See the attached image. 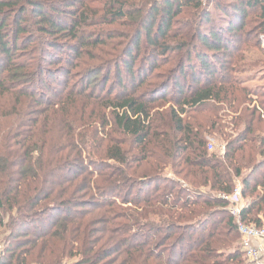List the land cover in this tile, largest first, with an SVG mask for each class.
Instances as JSON below:
<instances>
[{
	"label": "trees",
	"instance_id": "trees-1",
	"mask_svg": "<svg viewBox=\"0 0 264 264\" xmlns=\"http://www.w3.org/2000/svg\"><path fill=\"white\" fill-rule=\"evenodd\" d=\"M206 1L0 0V264H245L264 88L233 66L264 0Z\"/></svg>",
	"mask_w": 264,
	"mask_h": 264
},
{
	"label": "rangeland",
	"instance_id": "rangeland-1",
	"mask_svg": "<svg viewBox=\"0 0 264 264\" xmlns=\"http://www.w3.org/2000/svg\"><path fill=\"white\" fill-rule=\"evenodd\" d=\"M223 4H227L228 1L227 0H220ZM211 3V4H209ZM209 5V6H208ZM204 6H208V11L210 12L211 15H213L215 18V21L221 22V17L222 15L220 14L219 10L215 7V0H209V2L207 3V1L204 3ZM260 17V11L258 8H255L253 11L250 12V14L248 15L247 19H246V23H245V28L244 30H242V32L239 34H237V36L240 38V36H242V41L238 42V51L242 52L243 51V56H245L246 58V62H240L237 63L238 61L234 62V69L236 70L233 74L235 77H237L238 79H240V82L242 83V86L245 87H261L264 88V57H262V63L260 64H256L255 65V60H256V53L261 55L262 52H264V28L263 31L261 32L259 30V26H260V22L258 21V18ZM222 24H225V22H222ZM243 34V35H242ZM194 44H198V42L196 41H192ZM199 47V46H198ZM202 47V46H200ZM194 57V56H192ZM240 60V59H238ZM167 67L164 68H160L156 74L160 73L161 76L165 75V70ZM163 78V77H162ZM111 83V79L109 80ZM109 83V84H110ZM186 83H193L192 80L190 79V77H188L186 79ZM253 104H256L255 102V97H252ZM168 105H166L167 107ZM208 140V145L210 144V142L213 144L214 148L213 150H209V148H207V150L209 152H213L215 150H217L218 153H222L223 151H221V149H218L217 145L218 143L215 142L212 139H207ZM208 147V146H207ZM241 203H244V200H242L241 198ZM264 222V221H263ZM1 250V247H0ZM242 260L244 261L245 264H249L248 260H246L244 257L242 258ZM238 262V261H237ZM236 264V262L234 263Z\"/></svg>",
	"mask_w": 264,
	"mask_h": 264
},
{
	"label": "built area",
	"instance_id": "built-area-1",
	"mask_svg": "<svg viewBox=\"0 0 264 264\" xmlns=\"http://www.w3.org/2000/svg\"><path fill=\"white\" fill-rule=\"evenodd\" d=\"M264 46V43H263ZM209 150H213L214 146L210 142ZM223 151L222 147L218 149ZM229 202L228 211L234 218L236 229L239 234V245L241 252L249 264L264 263V222L260 226L253 224H245L241 221L240 215L243 208L241 203L240 186L237 184L232 194L226 198Z\"/></svg>",
	"mask_w": 264,
	"mask_h": 264
}]
</instances>
